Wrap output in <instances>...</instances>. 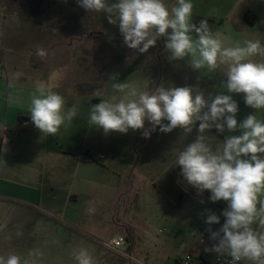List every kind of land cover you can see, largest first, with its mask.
Listing matches in <instances>:
<instances>
[{
	"label": "clouds",
	"instance_id": "1",
	"mask_svg": "<svg viewBox=\"0 0 264 264\" xmlns=\"http://www.w3.org/2000/svg\"><path fill=\"white\" fill-rule=\"evenodd\" d=\"M76 2L88 13H104L110 24H118L123 43L141 54L163 37L170 60L187 58L196 71L215 72L224 66L220 87L225 91L215 95L191 86L161 84L149 91L148 85L141 90L134 84L115 82L112 87L121 94L119 98L101 99L92 105L87 122L102 129L105 135L126 134L131 129L142 130L144 138H150L157 127L162 133L179 128L188 134L196 127L195 139L178 153L176 165L180 166L183 179L198 193L208 190L211 202L227 204L221 213L224 223L216 231L211 226L220 224V216L205 209V231L215 242L206 251L230 257L227 264H264V200L257 207L258 195L264 192V120L256 115L264 109V62L254 59L264 57V44L246 40L243 45L224 46L207 19L193 22L192 0H175L170 7L164 0ZM36 54L44 58L47 52L37 45ZM15 75L20 79L24 74ZM233 94H243L245 105L255 112L238 121L239 104ZM65 106L62 95L40 83L31 95L28 113L44 136H56L78 117L75 105L67 110ZM146 122L150 128L145 127ZM212 129L225 134L222 147H215L214 137L206 135ZM86 211L91 213L94 209ZM257 222L260 231L254 227ZM74 258L77 264H95L85 248L74 253ZM0 264L26 262L9 254L0 255Z\"/></svg>",
	"mask_w": 264,
	"mask_h": 264
},
{
	"label": "crops",
	"instance_id": "2",
	"mask_svg": "<svg viewBox=\"0 0 264 264\" xmlns=\"http://www.w3.org/2000/svg\"><path fill=\"white\" fill-rule=\"evenodd\" d=\"M17 21L25 27L20 37L26 40L18 45L24 44L27 49L15 51L10 58L17 65L26 66H17L10 76L4 71L0 73V125L14 129L13 135L0 145V205H14L21 211L58 224L78 240H86L102 232L104 217H113L116 201L127 191L136 189L139 176L135 173L142 167L139 148L148 145L142 130L130 129L126 134L111 132L105 135L102 129L89 126L91 106L101 99L119 98L121 94L112 87L115 82L134 84L141 90L148 85V90L152 91L164 85L167 71L173 75L175 84L184 79L186 86L194 87L195 83L205 92L211 91L204 81L198 80L187 58L169 59L170 54L164 50V38H161V50L157 46V50L149 49L141 54L128 48L118 32L120 38L112 44L103 80L101 55L94 51L88 56L91 59L98 57L97 62L93 61L92 70L88 69L93 73L91 79L99 84L101 95L87 99L88 57L80 43L88 35L100 43L102 39L98 32L82 19L58 23L56 26H61L62 31L56 36L55 24L48 18L34 21L29 17ZM233 21L229 30L238 33L254 30L259 22L257 17L250 15H242ZM221 26L222 23L214 34L227 47L226 42L231 36L223 33ZM56 37L61 40L57 41ZM37 45L46 50V57L36 54ZM24 58L31 60L25 62ZM16 72H22L23 77L17 79ZM40 83L65 98V110L73 105L78 109V117L67 128L62 127L56 136H44L28 113L31 95ZM193 131L197 133L196 127ZM85 153L90 159L81 162ZM89 208L94 211L89 213L86 211ZM117 236L127 239V248L130 249L127 252L131 253L134 248L132 238L124 234Z\"/></svg>",
	"mask_w": 264,
	"mask_h": 264
},
{
	"label": "rangeland",
	"instance_id": "3",
	"mask_svg": "<svg viewBox=\"0 0 264 264\" xmlns=\"http://www.w3.org/2000/svg\"><path fill=\"white\" fill-rule=\"evenodd\" d=\"M114 2L116 0H110V3ZM164 3L170 7L175 4V0H164ZM192 3L193 16L214 17L222 23L221 31L228 37L231 36L226 42L227 47L237 43L243 45L246 40H260L264 44V38H261L264 37V0H192ZM35 6L39 8L36 9ZM242 15L257 17L258 26L254 30L240 33L229 30V26L234 24L233 20L241 18ZM29 17L34 21L48 18L55 24V36L62 31V27L56 25L65 20L82 19L85 23L88 22L102 40L98 43L97 38L88 35L82 38L80 46L84 48L86 57L92 56L94 51L101 55L103 80L113 49L112 44L120 38L118 24H110L104 13H88L78 6L76 0H0V73L4 71L10 76L17 66H26L17 65L10 57L15 55V51L25 48L24 44L18 45L26 40L20 37L25 27L18 24L17 20ZM26 35L30 39L28 30ZM222 36L224 37V34ZM55 39L61 40L60 37ZM157 41L156 45L150 48L151 51L157 50V46L161 50V38ZM254 59L264 62V57L256 56ZM30 60L24 58L25 62ZM93 61L97 62L98 57H88L86 62L87 99L98 97L96 93L99 92V84L91 79L90 75L93 73L88 69L92 70ZM194 72L213 95L225 91L220 87V82L224 79V66L215 72ZM165 74L168 76L164 80V86L187 85L184 79L175 84L170 71ZM194 88L205 92L199 84L194 83ZM233 98L239 104L238 121L255 112L245 105L243 94H233ZM256 115L258 119L264 120V109L258 110ZM145 127L151 126L146 122ZM161 134L157 127L150 138H145L148 145L139 148L142 167L135 173L139 176L138 185L134 191H127L116 201L113 217H104L102 232L86 240H78L72 233L47 219L21 211L14 205H0V255L7 257L9 254H16L26 264H77L74 253L80 248H85L92 254L95 264H174L187 253L198 254L211 249L215 242L205 231L208 227L204 223L205 209H210L220 216V224L211 226L213 231H216L224 223L221 213L227 204L224 201L211 202L208 190L202 194L198 193L183 179L180 175L181 168L176 165L178 153L195 139L197 133L192 131L188 134L177 128L162 134V139ZM206 135L214 137L212 142L215 147H222L225 134L212 129ZM261 200H264V192L258 195V208ZM254 227L257 231L262 230L258 222ZM119 234L128 235L133 240L132 252L128 253V248L125 249L127 256L117 254L106 247V244H110ZM211 252L214 257L218 255L214 251Z\"/></svg>",
	"mask_w": 264,
	"mask_h": 264
},
{
	"label": "built area",
	"instance_id": "4",
	"mask_svg": "<svg viewBox=\"0 0 264 264\" xmlns=\"http://www.w3.org/2000/svg\"><path fill=\"white\" fill-rule=\"evenodd\" d=\"M14 133V129L6 126L0 125V145L2 141ZM90 159V156L85 153L82 155L80 161H87ZM127 239L124 236L115 237L110 244H106L108 248L112 251H115L121 255L127 256L125 249L127 248ZM130 257V256H129ZM230 260V257L217 255L214 257L210 250H203L201 253H187L184 257L179 258L175 264H227V261Z\"/></svg>",
	"mask_w": 264,
	"mask_h": 264
},
{
	"label": "trees",
	"instance_id": "5",
	"mask_svg": "<svg viewBox=\"0 0 264 264\" xmlns=\"http://www.w3.org/2000/svg\"><path fill=\"white\" fill-rule=\"evenodd\" d=\"M201 19H207L208 20V23H209L213 33H215L217 28L221 25V23L214 17H205V16H197V15L193 16V22L194 23L198 24Z\"/></svg>",
	"mask_w": 264,
	"mask_h": 264
},
{
	"label": "water",
	"instance_id": "6",
	"mask_svg": "<svg viewBox=\"0 0 264 264\" xmlns=\"http://www.w3.org/2000/svg\"><path fill=\"white\" fill-rule=\"evenodd\" d=\"M130 251V249H128V252Z\"/></svg>",
	"mask_w": 264,
	"mask_h": 264
}]
</instances>
